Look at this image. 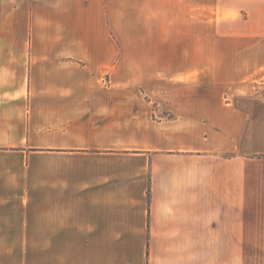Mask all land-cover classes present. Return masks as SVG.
Here are the masks:
<instances>
[{
  "label": "crops",
  "instance_id": "crops-1",
  "mask_svg": "<svg viewBox=\"0 0 264 264\" xmlns=\"http://www.w3.org/2000/svg\"><path fill=\"white\" fill-rule=\"evenodd\" d=\"M264 0H0V264H264Z\"/></svg>",
  "mask_w": 264,
  "mask_h": 264
},
{
  "label": "built area",
  "instance_id": "built-area-1",
  "mask_svg": "<svg viewBox=\"0 0 264 264\" xmlns=\"http://www.w3.org/2000/svg\"><path fill=\"white\" fill-rule=\"evenodd\" d=\"M261 84H262V89H263V93H264V78L260 80Z\"/></svg>",
  "mask_w": 264,
  "mask_h": 264
},
{
  "label": "rangeland",
  "instance_id": "rangeland-1",
  "mask_svg": "<svg viewBox=\"0 0 264 264\" xmlns=\"http://www.w3.org/2000/svg\"><path fill=\"white\" fill-rule=\"evenodd\" d=\"M258 86H259V87H260V86H262V84H261L260 80L258 81Z\"/></svg>",
  "mask_w": 264,
  "mask_h": 264
}]
</instances>
